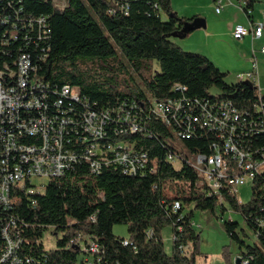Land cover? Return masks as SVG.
<instances>
[{
    "label": "trees",
    "instance_id": "obj_1",
    "mask_svg": "<svg viewBox=\"0 0 264 264\" xmlns=\"http://www.w3.org/2000/svg\"><path fill=\"white\" fill-rule=\"evenodd\" d=\"M61 1L0 2V67L5 61L18 67L23 49L37 65L38 77L51 83V88L64 84L79 88L90 101L88 107L131 106L136 101L140 130L109 129L102 138L88 134L90 139L79 142L78 125L73 131L69 127L65 145L81 154L86 141L101 148L107 141L115 146L128 142L134 143L139 157L143 152L147 156L140 157L142 164L136 161L134 172L115 160L94 172L89 161L79 157L62 174L49 178L44 191L10 189L14 200L10 211L18 216L21 228L23 264H84L87 257L91 264L98 259L101 264H195L200 252L195 210L216 214L220 206L224 215L227 204L242 215L254 238L248 241L249 233L238 221H224L230 240L239 245L242 264H264V174L254 177L252 197L243 202L227 187L209 194L193 165V158L211 154L218 140L217 132L202 126L199 119L201 106L212 102H232L240 113L235 135L253 152L264 147L254 83L239 78L227 82L228 73L211 58L187 51L169 38L185 21L198 17L179 16L172 0H65V5ZM246 1L248 9L255 8L258 0ZM39 16L46 18L50 28L42 38L37 22L29 27ZM14 32L17 41L11 38ZM72 97L71 103H78ZM169 99L181 100L182 105L169 112L167 122L155 112L154 101ZM176 200L181 203L178 209H174ZM117 224L127 225L128 236L113 232ZM167 226L172 228L171 253L163 237ZM47 229L55 237L53 248L45 244ZM79 235L86 242L95 240L100 250L89 252L70 243ZM4 243L0 232V248ZM227 247L221 255L233 264ZM0 264H10L1 262V250Z\"/></svg>",
    "mask_w": 264,
    "mask_h": 264
},
{
    "label": "built area",
    "instance_id": "obj_2",
    "mask_svg": "<svg viewBox=\"0 0 264 264\" xmlns=\"http://www.w3.org/2000/svg\"><path fill=\"white\" fill-rule=\"evenodd\" d=\"M61 2L62 5L66 4L65 0ZM227 4L239 6L250 18L248 25L242 23L235 25L232 32L234 38L242 40L248 35L253 39L263 36L264 9L261 10L260 19L254 20L255 8L246 9V0H214L218 13L222 12ZM35 22L40 27L39 38L48 34L50 28L44 16L31 20L29 27L33 28ZM11 38L17 41V32H14ZM261 51L264 53V45ZM41 56L43 58L45 56L44 49ZM18 58L23 60V67H15L14 62L11 65L7 61L0 67V152H3V160H0V232L5 240L0 250L1 262L9 261L10 264H23L24 261L19 257L22 239L21 228L17 223L18 216L10 211L14 200L5 199L4 189H11L14 192L25 189L27 193L42 190L45 185H36L35 178L60 175L79 157L89 161L94 172H99L104 163L109 164L113 160L134 172L137 169L136 161L142 164L140 157L145 160L147 156V153L143 152L139 157L134 143L128 142H121L115 146L112 141H107L105 148H101L99 143H89V146L81 147V154L78 153V149L66 146L65 138L71 134L69 127L73 131L78 125L80 128L76 129L75 133L79 142L81 139H90L87 138L88 134L102 138L107 135L109 129L117 133L123 130L131 132L140 130L135 110L139 105L132 101L131 106L125 103L102 108L88 107L90 101L82 96L79 88L69 84L51 88V83L38 77L36 75L38 67L28 52L21 49ZM237 76L239 79L253 82L257 89L260 102L255 103V107L261 112L262 122L260 119L258 124L263 134L264 96L258 81L257 61L255 60L250 71L240 72ZM71 95H78V103H71ZM181 105V100L154 101V110L168 122L169 112L172 109L177 112ZM199 119L202 126H207L218 134V140L211 146L213 150L211 154L199 153L193 158V165L201 175L202 182L207 185L209 194L220 193L223 187L238 194L237 187L245 184L247 178H250L252 183L256 175L264 174V147L253 152L251 148L244 146L238 135H235L240 113L232 102L223 100L212 102L209 106L202 105ZM79 133L81 136H78ZM179 135L189 136L185 133ZM70 139L67 140L69 144ZM122 144L125 148H122ZM109 151L113 155L112 158L109 157ZM154 170L156 166L153 167L152 171ZM180 205V201L176 200L174 209H178ZM47 234L51 236L52 231L47 229L44 240L47 239ZM84 238V235H79L70 243L80 245L83 250L89 252L100 250V245L95 240L86 242ZM186 248L188 246L184 247ZM85 261L87 262L84 264H91L88 257ZM96 264H101V259H98Z\"/></svg>",
    "mask_w": 264,
    "mask_h": 264
},
{
    "label": "rangeland",
    "instance_id": "obj_3",
    "mask_svg": "<svg viewBox=\"0 0 264 264\" xmlns=\"http://www.w3.org/2000/svg\"><path fill=\"white\" fill-rule=\"evenodd\" d=\"M172 4L179 16L191 18L196 14H200V17L207 21V26L190 30L191 21H187L174 34L170 35L171 40L187 51L199 52L211 58L222 70L224 69L223 71L228 73L226 80L229 83H236L238 73L250 71L253 68V62L256 60L259 73L258 81L264 92V56L257 55V58L253 57L251 45H243L232 34L237 23H245V14L242 9L235 5H229L218 13L211 0H172ZM262 9H264V0H258L255 13L257 18L260 16ZM247 56H250L251 60L250 63L245 64ZM155 67H158L156 61ZM179 165L177 163V166ZM34 182L38 186L47 185L49 178H35ZM237 191L241 201H249L253 194L251 179L247 178L245 184L237 187ZM226 207L227 210L224 215H222L220 206L217 207L216 214H213L210 210H195L194 224L196 230L200 233V252L197 254L195 264H229L221 255L226 244L232 254L231 261L235 264L239 245L230 240L224 228L225 220L238 221L241 227H244L249 233L248 241H253L251 229L245 224L242 215L232 210L230 205L227 204ZM113 232L116 235L126 237L128 236L127 225L117 224L114 226ZM51 236L47 234L45 240L48 248L55 246V237ZM163 237L166 251L171 253L173 235L170 226L164 228ZM186 251L189 252V249Z\"/></svg>",
    "mask_w": 264,
    "mask_h": 264
},
{
    "label": "crops",
    "instance_id": "obj_4",
    "mask_svg": "<svg viewBox=\"0 0 264 264\" xmlns=\"http://www.w3.org/2000/svg\"><path fill=\"white\" fill-rule=\"evenodd\" d=\"M213 3H214V0H211ZM257 3V2H256ZM227 6H229V4H227ZM226 6V7H227ZM236 6V5H235ZM261 6V5H260ZM225 7V8H226ZM237 7H239V6H237ZM224 8V9H225ZM240 8V7H239ZM241 9V8H240ZM243 13L245 14V23H243V22H239V23H242V24H245V25H248L249 23H250V18H249V16L246 14V12L245 11H243ZM255 13H256V5H255V11H254V16H253V19L254 20H258V19H260V17L261 16H259L258 18L256 17V15H255ZM196 15H198V17H200V14H196ZM260 15V14H259ZM206 26H207V21H206ZM189 35V34H188ZM187 35V36H188ZM238 40V39H237ZM243 45H247V44H250L251 45V48H252V55H253V57H255V58H257V55H262V56H264V53L261 51V47L264 45V34H263V36L262 37H260V38H255V39H253L252 38V36L251 35H248V36H246L244 39H242V40H239ZM248 58H246V62H245V64L246 63H250V60H251V57L250 56H247ZM255 62V61H254ZM254 62H253V64H254ZM222 69V68H221ZM224 70V69H223Z\"/></svg>",
    "mask_w": 264,
    "mask_h": 264
},
{
    "label": "water",
    "instance_id": "obj_5",
    "mask_svg": "<svg viewBox=\"0 0 264 264\" xmlns=\"http://www.w3.org/2000/svg\"><path fill=\"white\" fill-rule=\"evenodd\" d=\"M189 21H191V27L190 30H195L201 27H206V20L204 18L201 17H197L195 19H190ZM187 21L184 22V24ZM235 264H242V257L241 256H237L236 260H235Z\"/></svg>",
    "mask_w": 264,
    "mask_h": 264
},
{
    "label": "bare ground",
    "instance_id": "obj_6",
    "mask_svg": "<svg viewBox=\"0 0 264 264\" xmlns=\"http://www.w3.org/2000/svg\"><path fill=\"white\" fill-rule=\"evenodd\" d=\"M18 67H23V60H21V58L18 59V63H17ZM72 96V95H71ZM74 100H78V96L77 95H73L72 97ZM86 141V140H84ZM84 145L85 146H89V143L84 142ZM0 160H3V152H0ZM10 189H4V196H5V199H10L11 196H9L10 194Z\"/></svg>",
    "mask_w": 264,
    "mask_h": 264
}]
</instances>
